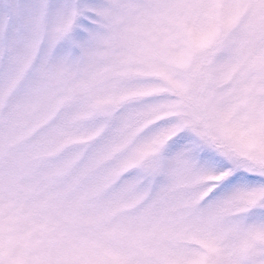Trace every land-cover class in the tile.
Here are the masks:
<instances>
[{"label": "snow or ice", "instance_id": "1", "mask_svg": "<svg viewBox=\"0 0 264 264\" xmlns=\"http://www.w3.org/2000/svg\"><path fill=\"white\" fill-rule=\"evenodd\" d=\"M0 264H264V0H0Z\"/></svg>", "mask_w": 264, "mask_h": 264}]
</instances>
